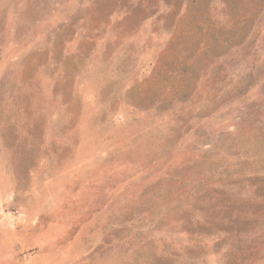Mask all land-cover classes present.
Wrapping results in <instances>:
<instances>
[{
	"label": "rangeland",
	"instance_id": "1",
	"mask_svg": "<svg viewBox=\"0 0 264 264\" xmlns=\"http://www.w3.org/2000/svg\"><path fill=\"white\" fill-rule=\"evenodd\" d=\"M0 264H264V0H0Z\"/></svg>",
	"mask_w": 264,
	"mask_h": 264
}]
</instances>
